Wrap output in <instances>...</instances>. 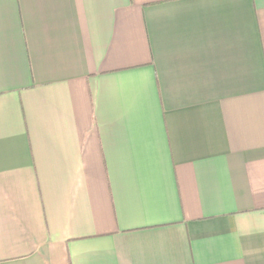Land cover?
Wrapping results in <instances>:
<instances>
[{
  "label": "crops",
  "instance_id": "obj_1",
  "mask_svg": "<svg viewBox=\"0 0 264 264\" xmlns=\"http://www.w3.org/2000/svg\"><path fill=\"white\" fill-rule=\"evenodd\" d=\"M0 264H264V0H0Z\"/></svg>",
  "mask_w": 264,
  "mask_h": 264
}]
</instances>
